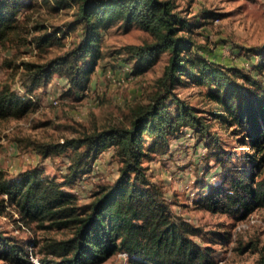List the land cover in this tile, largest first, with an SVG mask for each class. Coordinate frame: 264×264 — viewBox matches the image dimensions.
Here are the masks:
<instances>
[{"label":"trees","instance_id":"1","mask_svg":"<svg viewBox=\"0 0 264 264\" xmlns=\"http://www.w3.org/2000/svg\"><path fill=\"white\" fill-rule=\"evenodd\" d=\"M24 2L0 0V43L17 35L21 44L35 42L43 50L57 37L45 32L31 40L22 38L16 18ZM71 3L76 11L67 25L81 27L79 41L49 61H23V90L0 81V119L19 117L34 106L30 92L53 74L81 88L101 55L100 32L113 23L123 28L135 25L149 36L140 44L123 45L121 59L133 64L132 72L151 65L162 51L168 53L167 62L147 101L130 107L128 122L83 131L62 142L31 143L43 157L71 151L64 181L44 176L38 166L26 168L17 178L8 177L0 168V210L5 211L6 200L26 226L66 231L63 237L45 239L42 248L52 257H42V264H98L118 251L126 252L128 264H213V248L194 238L201 228L175 216L144 160L167 152L171 137L187 126L201 135L204 146L218 145L220 137L212 122L174 91L182 81L199 83L206 88L205 99L213 102L208 111L218 122L231 126L238 143L246 148L241 153L216 151L222 178L198 197V205L237 220L263 206L264 79L243 67L194 53L193 41L185 33L192 23L175 9L173 0H53L51 7ZM259 59L256 68L260 72L264 51ZM108 148L119 160L116 180L99 186L87 202L79 204L64 185L85 173L88 158ZM211 232L215 235L212 241L230 236L224 229ZM25 255L18 238L0 229V258L11 264H29ZM255 264H264L263 250Z\"/></svg>","mask_w":264,"mask_h":264},{"label":"rangeland","instance_id":"2","mask_svg":"<svg viewBox=\"0 0 264 264\" xmlns=\"http://www.w3.org/2000/svg\"><path fill=\"white\" fill-rule=\"evenodd\" d=\"M53 0H25L16 20L22 38L31 40L47 32L57 40L43 50L31 44H21L17 35L0 43V81H8L16 90L22 87V62H46L71 49L80 39L79 25L68 27L74 18L76 5L51 7ZM175 9L190 21L186 34L193 41L194 53L227 66L237 65L256 77L264 79V66L256 68L264 51V0H173ZM210 12V13H209ZM206 14V15H205ZM39 28H33V25ZM57 29H60L57 31ZM100 50L88 74L79 87L72 86L57 74L45 83L36 85L34 106L19 117L0 119V168L8 177L17 178L26 168L38 166L42 174L64 181L71 162L70 150L41 156L32 146L33 141L62 142L83 131L108 128L126 123L129 109L147 101L154 90L156 79L162 74L168 53L162 51L156 60L141 72H132L133 64L124 62L123 45L140 44L148 34L135 25L123 28L118 23L100 32ZM206 88L192 81L175 84V93L204 114L212 122L220 141L216 147L204 146L201 135L187 126L171 137L165 153L152 154L144 160L147 172L156 181L175 216L199 226L202 232L194 238L202 245L213 248V264H255L264 251V205L253 208L240 220L224 212L210 211L198 205V197L210 185L222 178L216 151L241 153L245 146L238 143L233 128L218 122L210 110L213 102L205 99ZM56 98V103L51 98ZM82 173L64 185L76 195L77 202H87L99 186L112 184L119 173V160L110 148L87 159ZM0 195V199H1ZM5 197V196H3ZM0 210V229L14 235L27 251L26 263L42 264L46 256L42 244L48 237H63L64 229L26 226L11 205L4 201ZM226 230L229 237L220 241L211 231ZM242 251L239 246L248 245ZM0 264H11L0 258ZM98 264H128L127 258L117 252Z\"/></svg>","mask_w":264,"mask_h":264},{"label":"built area","instance_id":"3","mask_svg":"<svg viewBox=\"0 0 264 264\" xmlns=\"http://www.w3.org/2000/svg\"><path fill=\"white\" fill-rule=\"evenodd\" d=\"M51 102H52V103H56V98H55V97H54V98H51ZM117 253H118L119 255H121V256L127 258V255H126V252H125V251H118Z\"/></svg>","mask_w":264,"mask_h":264}]
</instances>
